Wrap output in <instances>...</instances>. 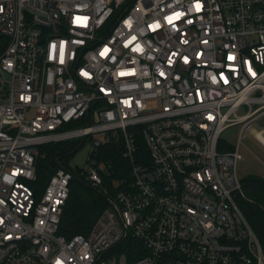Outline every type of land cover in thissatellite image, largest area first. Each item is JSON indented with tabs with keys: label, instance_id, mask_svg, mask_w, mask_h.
Listing matches in <instances>:
<instances>
[{
	"label": "built area",
	"instance_id": "2783aa9c",
	"mask_svg": "<svg viewBox=\"0 0 264 264\" xmlns=\"http://www.w3.org/2000/svg\"><path fill=\"white\" fill-rule=\"evenodd\" d=\"M0 34V264H264L236 202L241 131L264 111V0H0ZM74 137L91 186L110 138L131 180L67 238L72 172L37 186L36 157Z\"/></svg>",
	"mask_w": 264,
	"mask_h": 264
},
{
	"label": "trees",
	"instance_id": "16d2710c",
	"mask_svg": "<svg viewBox=\"0 0 264 264\" xmlns=\"http://www.w3.org/2000/svg\"><path fill=\"white\" fill-rule=\"evenodd\" d=\"M6 45L7 38L0 34V55ZM86 122L87 119L82 118L63 127ZM86 142V139L74 137L43 143L38 146L35 182L37 186L44 187L49 176L59 166L72 172L69 194L62 208L58 230L67 238L76 233L86 234L103 208L108 205L107 198L124 188L131 180L129 174L131 163L122 154V142L110 138L98 145L94 153H91V156L94 155L98 162L104 164V170L101 171L102 183L99 186H91L86 181L85 174H82V168L70 164L71 158ZM142 147L144 149L141 139ZM224 147L233 150L234 144L228 142L224 144ZM241 186V191L236 196V202L264 247V178L256 174L243 175ZM120 245H130L132 246L130 251H133L137 245L142 246V242L133 238L122 240ZM133 258L134 256L128 254V261Z\"/></svg>",
	"mask_w": 264,
	"mask_h": 264
},
{
	"label": "rangeland",
	"instance_id": "374dc122",
	"mask_svg": "<svg viewBox=\"0 0 264 264\" xmlns=\"http://www.w3.org/2000/svg\"><path fill=\"white\" fill-rule=\"evenodd\" d=\"M6 77L1 76L0 80ZM262 128H264V111L257 115L256 119L248 128L241 131L242 135L239 144L241 158L237 162V171L240 176L245 175L247 172H249L248 174H254L253 172H256L258 166L264 167V163L262 162V159L264 160V144L255 136L257 135L256 131ZM239 129L240 124L232 125L222 132V137L235 145L239 136ZM257 136L262 139V137L264 138V133ZM89 151L90 145L89 143H85L71 158L70 164L73 166L87 167Z\"/></svg>",
	"mask_w": 264,
	"mask_h": 264
},
{
	"label": "crops",
	"instance_id": "0c3cea01",
	"mask_svg": "<svg viewBox=\"0 0 264 264\" xmlns=\"http://www.w3.org/2000/svg\"><path fill=\"white\" fill-rule=\"evenodd\" d=\"M264 146V145H263ZM262 162L264 163V160L262 159ZM249 171V170H248ZM249 172H247L246 174H248ZM254 174H259L261 177H263L264 178V167H262V166H258L257 168H256V172H253ZM245 174V175H246ZM243 176V175H242ZM241 176V177H242Z\"/></svg>",
	"mask_w": 264,
	"mask_h": 264
}]
</instances>
